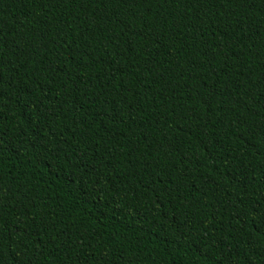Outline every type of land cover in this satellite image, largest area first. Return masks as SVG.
I'll use <instances>...</instances> for the list:
<instances>
[{
	"label": "trees",
	"instance_id": "obj_1",
	"mask_svg": "<svg viewBox=\"0 0 264 264\" xmlns=\"http://www.w3.org/2000/svg\"><path fill=\"white\" fill-rule=\"evenodd\" d=\"M0 264H264V0H0Z\"/></svg>",
	"mask_w": 264,
	"mask_h": 264
}]
</instances>
